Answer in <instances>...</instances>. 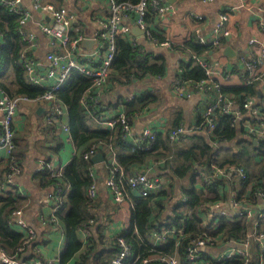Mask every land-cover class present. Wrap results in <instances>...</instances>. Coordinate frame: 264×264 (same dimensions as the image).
Listing matches in <instances>:
<instances>
[{
  "label": "trees",
  "instance_id": "16d2710c",
  "mask_svg": "<svg viewBox=\"0 0 264 264\" xmlns=\"http://www.w3.org/2000/svg\"><path fill=\"white\" fill-rule=\"evenodd\" d=\"M114 1L136 4L139 0ZM58 4L53 5L64 6L62 5L64 0H58ZM128 15L135 20L134 13L131 12ZM154 17L155 12L150 8L147 16L143 18L146 24L150 23L154 26L153 30L157 26ZM19 20L20 17L17 14L10 12L6 6L0 4V37L3 40L0 45V78L8 71L12 75L9 86L0 81V89L10 96L15 94L34 98L44 91L40 85H31L27 81L20 54L25 52L27 57H36L33 49L29 48L28 41L23 38L22 32L25 33V31L20 26ZM73 27H78L79 32L83 33L78 24L74 23ZM71 35L75 36V32L71 31ZM150 36V40L156 39L158 42L165 40L162 34H156L152 30ZM114 41L115 55L110 66V81L114 83L113 89L127 88L132 82L143 81L147 76L156 79L165 76L167 61L163 55H154L146 51L137 43L129 41L123 34L116 35ZM171 48L183 56L179 60L176 77L191 84L206 80L204 69L198 63V59L201 56H209V47L199 43L196 37L192 36L183 44L171 45ZM244 71V79H246L248 73ZM118 76L123 77L122 82H116ZM90 83L91 80L88 77L76 70H71L68 81L54 92L56 101H60L66 109L67 125L74 149L70 161L59 172H54L47 167V164L51 162V156L56 155L62 145L57 125L44 120L47 110L41 117L35 112H30L27 127L13 134L12 151L7 156V166L4 167V173H6L9 171V166L14 164L20 174L25 162L36 160L37 165L39 162L44 164L42 170L38 172L32 170L31 177L38 181L39 186L48 188L47 193L50 194L54 187L61 185L63 203L57 218L65 227V243L60 254V264L67 263L80 250L81 244L76 233L77 229L88 227L92 219L98 222L103 217L100 211L108 216L105 220L111 221L108 211L117 214L124 208L129 210V225L120 236L130 247L131 258L150 256L151 264H162L159 259L163 256H173L178 264H192L185 257L188 240L177 244L175 239L167 236L166 242L160 246L150 243L152 233H162L171 227L183 228L185 233L194 237L207 235L211 238L219 236V238L240 240L249 230L254 229L264 234V211L262 218L255 219L256 225L255 221L248 222L246 218L240 216L234 221H220L215 230H207L203 227L198 217L199 212L206 210V203L217 199L227 203L229 198L226 189L231 187L239 202H250L255 205L256 199L253 197L255 187L264 185V138L254 142L245 136L236 122H232L231 115L224 113L221 115L217 113L216 128L209 134L203 129L196 128L202 122V111H198L196 123L185 128L180 141H173L170 139L171 132L184 127L183 113L178 107L167 109L169 94L164 90L166 96L160 88L159 93H140V95L132 96L129 101L120 95L118 100L111 102V106L121 105L127 116L140 112L144 107L154 109L151 113L153 118L168 119L170 114L169 125L159 132L153 131V140L142 141L140 147L137 148L124 139L119 126L104 129L81 105L80 98ZM259 85V80L255 79L247 85L221 86L217 90H206L207 102H213L220 93L231 95L238 103L237 111L241 112L244 97H256ZM170 93H172L171 89ZM88 105H90L89 102ZM193 126L195 128H192ZM46 143L50 145H44ZM91 146L95 147L96 153L102 155V160L97 164L91 161L92 156L87 160L83 159L84 153ZM151 164L153 170H150ZM230 166L242 168L246 178L240 179L233 173L226 179H213L209 185L199 182V172L210 175L216 168ZM93 167L102 179L105 180L112 176L115 181L123 185L128 195L125 203L115 204L113 207L100 199L97 203L96 198L90 199L87 196V189L93 180L91 177ZM113 168H116V172H112ZM141 172L160 177L163 181V189L146 197L132 196L127 188L126 176ZM17 188L16 185L5 194L0 192V244L7 253L13 255L23 243L21 234L10 226L7 220L8 215L13 210L22 207L25 202L23 197L14 195ZM221 189L222 193H220ZM183 197L185 200H182ZM102 226L101 224L95 235L89 238L88 248L79 254L74 264H111L113 256L118 251V245L116 239L111 242L103 241ZM256 245L257 243L251 245L250 242V264H259L260 258L264 260V253L259 255ZM204 253H202V258L208 261L205 264H219L211 261L208 254ZM19 255L20 253L16 254L17 259ZM20 257L23 264H30L31 258L35 255L28 253ZM39 262L44 264L43 260ZM221 264H244V262L243 259H238Z\"/></svg>",
  "mask_w": 264,
  "mask_h": 264
},
{
  "label": "built area",
  "instance_id": "2783aa9c",
  "mask_svg": "<svg viewBox=\"0 0 264 264\" xmlns=\"http://www.w3.org/2000/svg\"><path fill=\"white\" fill-rule=\"evenodd\" d=\"M210 1L212 0H202L204 3ZM107 2L109 16L106 19L97 20V18H95L99 24V28L94 32V35L90 37L82 32L80 33L78 27H73L75 15L66 7H56L51 3H44L41 0H32L33 9L41 11L44 15H48L49 18L52 19V23H39V30L48 37L49 48L43 57L44 61L42 65L44 69L42 71L39 70L41 62L33 56L27 57L25 52H22L20 54V60L28 83L31 85H40L43 87L44 92L34 98H29L27 96L15 94L10 96L0 89V148L4 149L7 156L10 155L13 147L12 120L21 102L28 103L32 106L40 103H47L48 108L44 120L56 124L60 131L69 132L68 125L61 120L65 109L60 101H56L54 92L68 81L71 70H76L91 80L90 85L85 89L80 98V103L86 111L91 114V117L98 121L104 129H113L119 126L124 139H126L130 145L137 148L140 147L142 141L153 140V130L144 118L147 110L146 108L131 116H127L121 105L108 107V111L107 106L102 105L99 100L102 94L110 90V66L115 55L114 37L119 34L127 36L125 33L128 31L118 28V24L132 12L135 15V26L144 31L142 36L145 41H150L149 43L154 46L168 47L170 44L168 40L161 42H158L156 39L150 40V31L147 24L143 21V18L147 16L151 8L162 21H165L168 17L174 16L177 9L174 5L166 4L162 2V0H139L136 4L115 2L114 0H107ZM0 4L6 6L10 12L20 17V26L25 25L29 18V11L21 6V0H0ZM232 11L233 8H227L218 15L208 36L202 33V29L198 25L199 22L202 21V15L194 12L190 13L189 17L195 24L188 31V37L195 36L199 43L206 45L210 50L218 49L223 39L237 36L239 22L236 20L234 23H231L230 15ZM258 26L264 30L263 22H259ZM71 31L75 32V36L71 35ZM22 35L23 38L28 41L29 48L33 49L35 47L34 34L22 32ZM86 39L94 40L93 44L99 45L91 54L83 47H80L81 42ZM127 39L135 43L128 36ZM93 44L91 47H93ZM246 45L249 46L251 50L244 51L241 48L235 50L236 62L239 67L246 70L248 73L246 79L242 80L241 85H247L253 80L258 79L260 83L258 95L264 97V35H252L247 39ZM96 53H102L99 65L96 67L88 66L85 62L94 57ZM198 63L204 69L206 80L204 79L195 84H191L190 82H183L178 77H175L170 87L172 94L179 98H189L195 91L206 97V90H217L220 87V82L218 80L216 81V77L217 75L220 76L224 72H227L223 69V62L219 59L213 64H208L204 60L198 59ZM226 76H228V73ZM122 79V76H118L116 82H122ZM46 82H49V85L42 86V84ZM258 95L251 98L244 97L245 99H243L241 104L242 111L238 112L237 109L239 106L235 98L231 95L227 96L220 93L213 102L210 103L206 101L202 112V122L196 128L203 129V131L211 134L217 125V113H220V115L224 113L232 116V122H236L241 127L245 136L249 137L254 142L260 141L264 138V100L260 101ZM131 97L132 96H130L127 101H129ZM88 102L90 105H88ZM102 108L104 110H102ZM92 109L100 111L95 112ZM192 128L195 127L193 126ZM184 132L185 127L178 128L171 132L170 139L173 141H180ZM95 153V147L91 146L84 153L83 159L87 160ZM43 166L44 164L39 162L34 168V171L38 172L42 170ZM47 167L52 171L54 169L52 163L47 164ZM59 171L58 169V172ZM112 172H116V168H113ZM196 173L198 172L196 171ZM233 173L240 179L246 178V174L242 168L230 166L227 168H216L210 175L199 172V182L209 185L213 179H220L223 176ZM17 174L18 168L14 164H11L9 166V171L4 174V184L1 188L2 194H5L17 185L15 182ZM92 178L93 180L87 189V196L90 199L96 198L98 193L96 180L94 177ZM126 184L130 192L135 191L139 197L156 194L163 189L162 179L157 176H150L147 172L132 173L126 176ZM104 185L114 204L125 203L128 195L122 184L115 181L111 176L104 180ZM10 186L12 187L9 189ZM226 191L227 197L229 198L227 203L221 199H217L214 202L206 203V210L199 212V219L202 221V226L207 230H215L222 220L234 221L237 217L241 216L246 218L248 222H254L256 218L258 220L262 217L264 208L258 210L255 205L250 202H239L233 187L226 189ZM62 194L61 185L54 187L53 191L48 194L51 212L43 218V222L51 225L53 230H59V219L57 215L63 203ZM14 195L16 197L24 195L20 186H18ZM253 197L257 198L264 207V185H257L255 187ZM182 200H185V197H183ZM10 222L19 226L23 235V243L16 249L14 255L12 253H7L0 244V264H23L17 259L16 254L21 253L24 247L34 239L35 231L28 226L21 209H15L11 212ZM254 224L256 225V221ZM167 236L175 239L177 244H182L188 240L187 242L189 243L185 248V257L192 264L207 263L208 261L202 258V253L204 252L208 254L206 255L214 263L221 264L225 261L243 259L244 264H250L249 246L250 242L254 239L259 242L257 247L259 255L264 253V234L258 233L255 229L249 230L243 239L234 240L219 238V236L211 238L207 235L194 237L185 233L183 228L175 229L171 227L162 233H152L150 243L154 246L163 244L166 242ZM115 239L118 245V251L113 256L110 262L111 264L152 263V258L150 256H136L131 258L130 247L125 240L120 235ZM221 245H226L228 248L216 251ZM159 261L162 264H178L176 258L173 256H163ZM30 264H40V262L38 260H32ZM47 264H53V260H49ZM259 264H264L262 258H260Z\"/></svg>",
  "mask_w": 264,
  "mask_h": 264
},
{
  "label": "crops",
  "instance_id": "0c3cea01",
  "mask_svg": "<svg viewBox=\"0 0 264 264\" xmlns=\"http://www.w3.org/2000/svg\"><path fill=\"white\" fill-rule=\"evenodd\" d=\"M42 1L59 5L58 0ZM162 2L174 5L177 9L176 14L174 16L168 17V19L165 21H162L155 14V25L157 24L155 30H153L154 26L150 23L147 24V27L150 32L152 30L156 34H162L163 37H165V40H168L170 43L168 47L154 46L148 41H145L142 34L133 35L131 29L132 26H135V23L134 20L131 19L130 15L126 16L122 20V22L118 24V28L126 29V31L128 32L125 34L130 39H132V41L142 46L146 51L151 52L154 55L161 54L165 57L167 61V70L165 76L163 78L159 77V79L147 76L143 81H134L124 89H113L114 83L110 81V90L102 94L99 101L102 105H106L108 108L111 107V102L118 100L120 95L125 100H128L130 96L140 95V93H159L161 92V90L162 92L165 90L169 94L167 96L166 92H163L168 98L167 109L177 107L180 108L183 113L184 127L187 128L188 125L196 123V121L198 120V111L203 112V108L207 101L204 95H201L195 91L189 98H179L170 93L171 83L176 77L175 73L178 71L179 60L183 57L178 54L176 50H171V45L183 44L190 38L188 37V31L194 26L195 22L192 21V19L189 17V14L194 12L196 14L202 15V21H200L198 25L202 29V33L205 36H208L211 31V27L218 18V15L221 12L225 11L227 8H233V11L230 15V20L231 23H234L236 20H238L239 22L237 36L233 38L229 37L227 39H223L221 41V46L218 49L210 50L208 53V57L207 55L201 56L199 60H204L208 64H213L216 60L220 59L223 62V69L227 71L220 76L217 75L216 77V81L218 80L220 82V87L241 86L245 71L241 67H239L238 63L236 62L235 56L228 57L224 55L223 50L227 47H231L234 50V53L235 50H238L240 48L244 51L251 50L250 47L246 45L247 39L254 34H257V36L264 35V30L258 26L259 22L264 23V0H212L207 3L202 2V0H162ZM62 5L66 6V8L75 15V23L79 25L80 29L86 36L88 35L90 37L93 36L94 32L99 28L97 20L106 19L109 16L107 0H64V4ZM21 6L25 9H28L29 11V18L25 25H23L22 27L25 33L30 32L34 34L35 47L33 48V52L37 60L41 62L39 70L42 71L44 69L42 65L44 61L43 57L49 46L48 37L41 33V31L39 30V23H52V19H45V17L48 15H44L41 11L33 9L32 0H21ZM95 18H97V20ZM2 42L3 40L0 37V45L2 44ZM91 45L87 49L83 47L86 51H88L89 54H91L94 49L99 47L98 44H93V47H91ZM80 47H82L81 44ZM101 55L102 53H96L94 57H92L85 63L88 66L96 67L97 65H99ZM227 73L228 76H226ZM11 77V72L8 71L5 76L0 78V81L6 86H9ZM47 85H49V82L42 84V86ZM258 98L260 101L264 100V97L262 95H258ZM47 106V103H40L32 106L28 103L21 102L18 105L16 114L12 120V130L14 132L13 134L15 135L16 133H18V131H21L27 127V118L30 112H35L40 117L44 116L47 110ZM144 108L147 109L144 118L147 123H149L151 129L154 132H159L161 129H164L169 125L168 121H170V114L168 116V119L165 117L153 118L151 116V113L154 109H149V107ZM102 110L104 109L102 108ZM164 115L166 116V112ZM42 119H40V121H42ZM61 120L62 122L66 120V124L68 123V118L66 117V109ZM58 132L60 134L62 145L59 148L58 153L51 156L52 158L50 163H52L54 167V172L58 171V169L61 170L63 166L70 161L72 155L74 154V149L72 147L70 139V133L60 131L59 128ZM30 141H32L31 137ZM44 145L49 146L50 143H46ZM32 154L34 153L32 152ZM7 158V153L4 151V149L0 148V192L2 191L1 188L3 185L5 174L4 167L7 166L6 163L8 162ZM36 163V160L25 162L22 166L21 173H18L15 178L16 184L22 188V191L24 193V195L20 197H23L25 199L24 205L17 209H21L23 211V216L28 226L35 231L34 239L24 247V250L27 247L28 248L25 252H23V250V253H20L18 260L22 262V259L20 257L22 254L27 255L28 253H33L35 257L31 258V260H43V263L47 264L48 261L52 259L53 264H60V254L64 249L65 243V227L60 220L59 230H53L51 225L43 222V218L50 214L51 207L48 200V188H41L38 181L31 177L32 170L37 166ZM150 170H153L152 164L150 165ZM231 175L232 174L223 176L221 177V179L229 178ZM91 176L95 178L97 183L98 193L95 202L98 203L101 200L110 204L111 206H115L110 194L108 193L104 185V178L102 179L100 177L94 167L92 168ZM222 192L223 190L221 189L220 193ZM131 193L132 196H137V193L135 191H132ZM255 199L256 209H263L264 207L262 206L261 202H259L257 198ZM100 213L103 217L98 222H94V219H92L89 221L88 227L77 229L76 233L80 241L81 248L65 264L75 263V261L79 257V254L83 252L85 248H88L87 244L89 238L95 235L97 228L100 227L101 224L103 225L101 229V235L104 242L114 241L115 238L120 235L121 232L129 225V210L127 208H124L122 211L120 210L117 214L113 213L112 211H108V214L112 219L111 221L105 220V217L108 219V216L101 211ZM10 215L11 213L7 218L8 224L12 226L16 231H18L22 237L23 235L20 231L19 226L14 225V223L10 222ZM253 243H257V250L259 242L253 240L251 242V245H253ZM225 246L226 245L219 246L216 251L228 248L227 246Z\"/></svg>",
  "mask_w": 264,
  "mask_h": 264
},
{
  "label": "water",
  "instance_id": "95a60500",
  "mask_svg": "<svg viewBox=\"0 0 264 264\" xmlns=\"http://www.w3.org/2000/svg\"><path fill=\"white\" fill-rule=\"evenodd\" d=\"M45 19H49L51 20L48 16L45 17ZM131 32L133 35H140L143 34L144 31L142 29H139V27L137 26H132ZM94 42V40H83L81 43L82 47H85L86 49L88 47H90V45ZM224 55L228 56V57H234L236 53H234V50L231 47H227L223 50ZM42 70V69H41ZM102 160V155L100 153H95L92 157H91V161L93 163H98Z\"/></svg>",
  "mask_w": 264,
  "mask_h": 264
},
{
  "label": "rangeland",
  "instance_id": "374dc122",
  "mask_svg": "<svg viewBox=\"0 0 264 264\" xmlns=\"http://www.w3.org/2000/svg\"><path fill=\"white\" fill-rule=\"evenodd\" d=\"M66 117H67V115H66ZM63 122L66 123V120H64ZM21 189H22V188H21ZM223 238H225V237H223ZM220 244H221V243H220ZM220 244H219V245H220Z\"/></svg>",
  "mask_w": 264,
  "mask_h": 264
}]
</instances>
